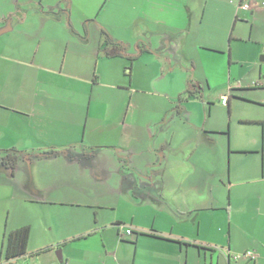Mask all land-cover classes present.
<instances>
[{
    "label": "rangeland",
    "instance_id": "374dc122",
    "mask_svg": "<svg viewBox=\"0 0 264 264\" xmlns=\"http://www.w3.org/2000/svg\"><path fill=\"white\" fill-rule=\"evenodd\" d=\"M117 1L120 2L118 7ZM139 1L144 0H0V12L9 19L0 22V104L17 107L23 104L27 107L36 104V100H46L73 111L79 109V112H86L89 109L91 124L96 115L106 126V130H98L93 135L94 142H117L126 157L139 159L153 153L150 126L154 133L155 123L172 117L180 94L188 89L193 92L196 90L194 86L204 84V66L209 60L204 59L205 63L195 75L190 69L191 62L200 65L198 49H204L207 58L224 59L226 72L216 75L213 82L218 84L225 79L232 82L231 87L228 83L214 87L216 90H209L206 86L202 91V102L184 93L189 99L185 104L189 115L185 118L197 122L201 128L206 125L207 130H211L209 132H216L210 134L214 142L209 149V159L214 156L219 163L217 167L223 172L225 186H228L235 167L247 173L250 182L243 188L235 189L234 195L231 193L233 224L228 208L229 189L219 185L218 205L223 206L216 214L201 213L203 228L200 241L223 248L219 250L223 256L229 255L228 244L232 241V264H264V88L260 87L264 85V0H258L260 8L255 11L256 16L240 8L242 0H194L199 7V21L194 23L188 36L181 34L173 40L174 49L180 51L168 55L169 52L161 48L163 36L160 35L152 39L157 53L145 52L132 62L128 57H136L149 47L147 37L141 43L137 41L139 14L131 5ZM256 1L251 3L253 7ZM71 3L72 7L68 8ZM41 8H68L69 16L62 24L50 19L43 24V16L37 14ZM144 10V18H154L159 24L173 22L170 15L146 13L148 10ZM203 10H206L205 14ZM236 15L239 17L235 24ZM201 19H204L203 24H200ZM68 27L78 32L81 38L70 36ZM142 27L144 29V25ZM155 30L166 32L160 27ZM231 33L232 41L229 40ZM30 35H36V39L32 40ZM212 47H223L225 51L218 53H225V56L210 53L209 50L215 51L209 49ZM122 49L128 57L108 56L109 52L118 50L116 53H121ZM181 50H185L191 62L184 60ZM229 51L234 54L232 67ZM254 61L257 66L253 65ZM36 65L47 66L53 72H36ZM220 67V62L214 63L215 69ZM223 96L232 97L230 109L222 105ZM180 125H174L169 132H162L157 127L158 135H161L157 143L159 148L169 144L172 132H176L174 144L180 142L176 145L178 149L182 141L196 134L190 127L182 128ZM230 150L234 154L230 155ZM175 156L174 151L173 159ZM144 168L139 167L138 174L141 170L144 173ZM4 177L0 174V264H5L1 258L4 232L23 226L31 228L28 253L15 260L14 264H66V260L61 262L58 255V252L63 253V249H49L36 255V246L49 244L57 238V227L55 223L48 225V216L57 218L58 224H67L63 222L65 215L71 213L78 217L88 214V210L61 205L42 207L25 202L21 198L24 196L21 188L10 180L7 182ZM118 181L116 177L108 179L100 192H107ZM145 182L134 192L139 199L145 196L170 204L182 197L173 192L163 193L158 185H152L153 181ZM216 182L220 183L219 180ZM122 184L120 180L117 189H121L124 200H131L132 189H123ZM238 198L246 200L241 208ZM103 200L104 204H109L111 198L110 201L107 198ZM121 203L124 206L103 213L109 218L120 216L126 219L122 223L126 227L133 212L125 206L128 203ZM174 212L179 214L176 209ZM137 216L138 220L145 222L148 212L143 210ZM46 238L47 243H44ZM89 241L90 245L86 244ZM92 242V238H87L70 243L65 249L66 254L69 250L74 252L77 245L91 247ZM249 251L254 253L255 260L244 256ZM234 257L240 259L236 261ZM221 262L228 264L227 260Z\"/></svg>",
    "mask_w": 264,
    "mask_h": 264
},
{
    "label": "crops",
    "instance_id": "0c3cea01",
    "mask_svg": "<svg viewBox=\"0 0 264 264\" xmlns=\"http://www.w3.org/2000/svg\"><path fill=\"white\" fill-rule=\"evenodd\" d=\"M119 3V1L116 2L117 7ZM196 4L194 0H144L132 3L131 8L138 10L139 14L138 22H136L139 25L137 29L140 30L137 41L141 43L142 39L146 37L149 39V47H145L138 58L145 52L152 53L148 49L157 53L153 48L152 39L160 35L163 36L161 48H164L166 53L169 52L168 55L179 52V49H174L173 40L181 34L188 36L194 23L199 21L197 17L199 7ZM72 5L71 3L68 8H71ZM68 8H49L47 10L41 8L42 10H38L37 14H41L40 17L43 16V24L50 20L62 24L64 19L69 16ZM259 8L257 0L255 6L250 10L253 16H256L257 12L255 11ZM144 9L148 10L146 13L170 15L173 22L159 24L154 18H144L142 17ZM203 11L205 14L206 10ZM238 17L239 15L235 16V24ZM6 18L7 16L0 12V22ZM174 20L179 23H175ZM203 20H200V24H203ZM142 25H144V29ZM157 27L165 29L166 32H158L155 30ZM68 30L70 36L81 38L78 32H74L70 28ZM36 35H30L29 38L34 40ZM232 38L233 34L231 33L229 40L232 41ZM77 42L81 44V41L77 40ZM177 43L179 44V42ZM209 49L215 50H209L212 54L217 53L225 56V53H218V51H225L223 47ZM185 50H181L183 58L190 61ZM114 52L108 54H114ZM197 53L200 65L190 61V69L195 75L205 63L204 59L209 60L207 67L204 66V84L199 83L194 86L195 91L191 92L188 89L184 93L195 96L196 101L202 102L204 100L202 91L206 86L209 90H216L214 87H219L223 83H228L231 87L232 82H227L225 79L218 84L213 82L216 75H223V71L226 72L224 59L217 61L215 58H207V53L202 48H199ZM126 56L128 55L126 54ZM128 58L130 59V57ZM233 58L234 54L229 51L231 67ZM215 62H220L219 70L214 68ZM262 62H264V56H262ZM253 65L257 66V63L254 61ZM39 71L53 72L47 66L36 65V72ZM262 73L263 69L260 67V74ZM260 87L264 88V85ZM184 93L178 96L176 103L178 115L176 111L165 124L163 121L155 123L154 133L152 125L150 126L153 153L139 159H135L134 156L126 157L123 153L124 149L119 148L117 142H94L93 135L98 130H106V126L102 120L97 119L96 115L91 124L89 109L86 112H79V109L73 111L63 105L50 103L46 100H40L42 102L36 100V104L27 107L22 106L23 104H18V107L13 104H0V159L9 154V152L5 154L1 151H10V154L13 155H15V151L22 153L17 155L18 162L15 171L0 165L2 178L5 176L7 182L10 180L13 182L12 184L21 188L20 191L25 196L21 198L25 202L35 203L42 207L73 206L87 209L89 212L80 214L78 217L71 213L65 215L63 222L65 221L67 224H58L57 218L48 216V225L55 223L54 226L57 227V238L49 244L36 246V253L46 249H63V253L58 252V255L61 262L66 260V264H222L221 260H227L228 264H232L233 260L230 258L233 249L232 241H229L227 249L229 255L226 256H223L219 251L223 248L219 249L211 246V243L205 244L200 241L203 228L201 213L216 214L221 210L220 207L223 205H218L217 192L219 185L222 184L230 192L228 208L231 210V223L233 224L234 202L231 193L234 195L235 189L243 188L249 184L250 180L247 173L235 167L228 186H225L223 172L217 167L219 163L214 160V156L209 159V149L214 142L210 134H216V132H209L211 130H207L209 128L206 125L201 128L197 122L185 118L189 115L185 107L189 99L185 98ZM224 97L226 96H223L222 99ZM231 102L232 97L228 100L229 109ZM176 124H181L182 128L190 127L191 131H195L196 134H191L192 137L182 141L181 148L178 149L179 146L176 145H180V142L174 144L176 132H172L169 144L159 148L157 143L161 135H158L157 127L162 132H169ZM174 151L176 156L173 159ZM229 153L230 155L234 154L231 150ZM143 166L146 176L142 170L138 174L139 167ZM219 171L221 172L219 173ZM113 177L119 180L117 184L108 188L107 192H100L108 179ZM17 178L19 179L17 180ZM120 180L123 182V189L127 188L129 191L132 189L131 200H124L121 189H117ZM148 180L153 181V186L158 185L163 193L173 192L178 197H182L169 204L158 201L156 198L144 196L139 199L134 196L136 187L144 185ZM217 180L220 181L219 184H217ZM258 182L259 180H257ZM106 198L108 201L111 198L109 204L102 202ZM122 201L128 203L125 206L131 208L133 212L125 227L126 230H132L133 234L130 236H124V231L118 227L120 224L124 226L122 223L126 219L116 215L114 218H109L110 216L106 217L103 213L105 210L115 211L120 205L124 206ZM244 202H246L244 198L243 200L238 198L237 203L240 208ZM129 204H132L134 208L132 209ZM175 209L179 214L174 212ZM143 210L148 212L147 222L137 218L139 212L141 213ZM77 227L80 228L74 229ZM49 230L53 231V228L49 227ZM87 238L93 240L91 247L77 245L74 247V252L69 250L68 255L66 254L65 249L68 244L81 242ZM46 240L47 238L44 243H47ZM89 243L90 241L86 244ZM262 261L264 260L262 259Z\"/></svg>",
    "mask_w": 264,
    "mask_h": 264
},
{
    "label": "trees",
    "instance_id": "16d2710c",
    "mask_svg": "<svg viewBox=\"0 0 264 264\" xmlns=\"http://www.w3.org/2000/svg\"><path fill=\"white\" fill-rule=\"evenodd\" d=\"M148 50L154 53L153 50L151 49H148ZM120 55L124 57H128L126 56L125 52L108 54V56H120ZM138 56L139 55H137L136 57L130 58V60L134 62L135 60H137ZM168 120H169V117L163 120L164 124ZM1 152H4L5 154L9 152V154L5 156L6 157L5 161L8 163V166L11 168V170L15 171L17 162H18L17 155L19 156L22 153L15 151V155H13V154H10V151H1ZM30 236H31V228L29 226H25V227H22V228H19L14 231H10V232H7L6 230L4 234L3 246H2V252H1V258H3V260L5 261V264H12V262H14L15 260L25 257L27 255ZM48 250L49 249L42 250L36 253V255H39L43 252H47ZM230 258L233 259L231 255H230Z\"/></svg>",
    "mask_w": 264,
    "mask_h": 264
},
{
    "label": "built area",
    "instance_id": "2783aa9c",
    "mask_svg": "<svg viewBox=\"0 0 264 264\" xmlns=\"http://www.w3.org/2000/svg\"><path fill=\"white\" fill-rule=\"evenodd\" d=\"M254 0H242V3H241V6H240V8H242V10H245V11H250V10H252V8H253V6H252V2H253ZM228 100H229V98L226 96V97H224L223 99H222V104L224 105V106H227L228 105ZM119 227V229H124L125 228V226H123V225H119L118 226ZM133 234V232H132V230L131 229H127L126 231H124V233H123V235L124 236H130V235H132ZM246 258H248V259H250V260H255L256 259V256L254 255V253L253 252H247L245 255H244ZM233 258V257H232ZM240 259V257H234V260H239Z\"/></svg>",
    "mask_w": 264,
    "mask_h": 264
},
{
    "label": "flooded vegetation",
    "instance_id": "af4514ba",
    "mask_svg": "<svg viewBox=\"0 0 264 264\" xmlns=\"http://www.w3.org/2000/svg\"><path fill=\"white\" fill-rule=\"evenodd\" d=\"M3 21H4V22H5V21H9L8 17H7L6 19H4ZM122 50H123V49H122ZM123 52H124V50H123ZM176 111H177V115H178V109H177V108H175V110H173V115L175 114ZM170 118H171V117L169 116V119H170ZM5 160H6V157L1 158V159H0V165L5 166L6 169L11 170V168L8 166V163H7ZM120 225H121V224H120ZM118 226H119V225H118Z\"/></svg>",
    "mask_w": 264,
    "mask_h": 264
},
{
    "label": "water",
    "instance_id": "95a60500",
    "mask_svg": "<svg viewBox=\"0 0 264 264\" xmlns=\"http://www.w3.org/2000/svg\"><path fill=\"white\" fill-rule=\"evenodd\" d=\"M61 260V258H59Z\"/></svg>",
    "mask_w": 264,
    "mask_h": 264
}]
</instances>
